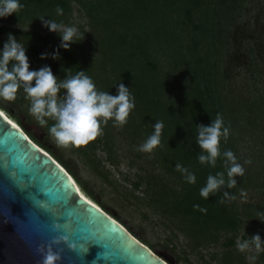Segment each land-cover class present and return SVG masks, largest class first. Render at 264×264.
<instances>
[{
	"label": "trees",
	"instance_id": "trees-1",
	"mask_svg": "<svg viewBox=\"0 0 264 264\" xmlns=\"http://www.w3.org/2000/svg\"><path fill=\"white\" fill-rule=\"evenodd\" d=\"M71 1L83 9L92 31L81 29L77 37L80 40L64 49L59 47L61 37L57 32L40 34L47 30L40 17L53 19L59 24L66 23L63 17L70 11ZM245 1L20 0L23 7L18 12L0 18L4 22L34 24V29L29 31L0 25V34L5 29L19 36L18 41L26 47L30 69L50 65L58 81L84 70L98 90L112 94L117 91L115 84L123 82L129 86L135 107L130 111L127 122L123 126L114 124L112 119L106 124L101 123L103 134L100 137L86 145L75 146L76 151L85 157L90 159L97 144H101L107 160L115 165L119 162L113 134H121L122 142L128 147L132 143L145 142L154 131V123L163 122L161 142L153 149L155 156L152 161L159 162L165 173L157 175L151 170L137 173L138 180L133 185L137 188L144 182L146 188L156 193L163 201L162 211L166 209L170 215L182 217L188 228L180 230L191 236L192 241H198V245L204 240L216 241L222 232L239 227L241 220L234 208H228V204L238 187L250 183L244 172L235 177L236 184L231 188L224 185L217 192L210 193L207 199L200 195L208 175L223 172L227 181L226 158L222 155L225 150H231L237 162L243 165L234 145L240 131L235 128L232 131V128L246 124L250 121L249 116L254 115L258 119L264 109L260 95L243 98V95L237 97L224 91L219 46L223 45V33H227L226 28L229 29L236 10ZM57 7L63 10L62 13L57 12ZM92 32L97 37L95 42L91 41L93 49L86 43ZM6 40L0 37V47ZM56 48H59L58 58H41L42 52L51 53ZM162 58L167 64L163 75L160 73ZM170 76L173 77L169 80ZM217 113L222 115L229 135L227 139L221 138V155L212 166L198 160L202 149L196 143V133L198 124H209ZM16 119L18 124L21 123L20 117ZM256 119L252 124H256ZM53 123L49 119L45 127L49 128ZM27 134L37 140L32 132ZM177 163L195 174V183L184 179L185 174L175 167ZM169 177L174 185L168 181ZM176 184L181 186L176 188ZM82 188L87 191L85 186ZM225 192L230 193V198L224 197ZM201 208L206 211H201ZM229 242L234 243L233 238ZM224 258L230 263L234 260L228 251ZM258 261H264V254L258 255Z\"/></svg>",
	"mask_w": 264,
	"mask_h": 264
},
{
	"label": "rangeland",
	"instance_id": "rangeland-1",
	"mask_svg": "<svg viewBox=\"0 0 264 264\" xmlns=\"http://www.w3.org/2000/svg\"><path fill=\"white\" fill-rule=\"evenodd\" d=\"M70 5V11L63 17L66 23L60 25L73 26L77 32L81 29L92 31L89 18L83 9L75 1H71ZM0 25L4 28H21L24 31L34 29L32 22L19 24L0 21ZM4 30L0 34L3 39L8 38V33L14 34ZM49 31L47 28L40 34L44 35ZM226 32L222 37L223 45L219 46L223 60L221 71L224 73V91L237 97L243 95V98L260 95L264 100V0H246L236 10ZM16 38L19 39V36ZM87 40L89 48H95L91 45V41L97 40L94 32ZM199 53L201 54V51ZM199 53L197 55H200ZM160 63V73L165 74L167 64L163 58ZM253 75H256L255 79ZM172 77L170 76L169 80ZM255 89L258 91L254 92ZM30 103L22 87L17 90L14 100L0 98V108L13 120L17 122L16 117H20L27 124L42 129L43 133H39L40 139L35 141L63 165L83 193L154 252L170 258L171 264H263L264 261H258V255L264 254V251H256L250 236L259 233L264 239V109L258 119L254 115L249 116L250 121L246 124L232 128V131L235 128L241 132H237L239 138L234 145L243 162L244 172L250 179L247 186L237 188L234 198L228 204L229 209H235L241 223L237 229L219 234L216 241L204 240L198 245V241H192L191 236L180 230L183 227L188 228L187 223L182 222V217H174L166 209V212L162 211L163 201H160L156 193L146 188L144 182L137 188L133 185V182L138 180L137 173L144 174L149 170L157 175L165 173L159 162L153 163V150H140L143 141L126 147L121 134L115 133L113 135L119 163L114 165L107 160V153L101 144H97L89 159L76 151L73 145L63 146L55 143L48 128L41 126L30 113ZM255 119L256 124H252ZM30 132L31 129L27 131ZM102 134L101 128L96 138ZM29 137L32 138L31 135ZM168 181L174 185L172 178L169 177ZM82 186H85L87 191ZM180 186L176 184V188ZM230 238H233L234 243L229 242ZM243 240H249L250 247L241 251L238 242ZM226 251L234 258L231 263L224 258Z\"/></svg>",
	"mask_w": 264,
	"mask_h": 264
},
{
	"label": "water",
	"instance_id": "water-1",
	"mask_svg": "<svg viewBox=\"0 0 264 264\" xmlns=\"http://www.w3.org/2000/svg\"><path fill=\"white\" fill-rule=\"evenodd\" d=\"M20 124L0 111V264H39L35 244L61 234L77 247L54 245L63 249L58 264H171L79 193L65 168L25 133L39 140V126Z\"/></svg>",
	"mask_w": 264,
	"mask_h": 264
},
{
	"label": "clouds",
	"instance_id": "clouds-1",
	"mask_svg": "<svg viewBox=\"0 0 264 264\" xmlns=\"http://www.w3.org/2000/svg\"><path fill=\"white\" fill-rule=\"evenodd\" d=\"M22 7L20 0H0V18L16 13ZM62 11L57 7L58 13ZM40 18L50 31L60 35L59 47L68 49L72 42L80 40L77 38L79 34L75 27H62L55 20ZM40 55L41 58L51 56L56 59L60 55L59 48L51 53L42 52ZM115 86L116 94L98 90L92 78L85 74L84 70H79L75 75H68L65 79L58 81L50 65L45 64L39 69H30L26 47L12 33H8L7 40L3 47H0V98L12 101L16 97L17 90L22 87L31 102L29 111L38 123L43 126L48 123L49 119L54 121L48 128V132L59 145H86L101 132V123L106 124L109 119H112L114 124L123 126L127 122L130 111L135 107L134 97L129 91V86L123 82ZM61 89L64 90L62 95L60 94ZM153 128V133L140 145L141 151L151 152L160 144L163 122L156 121ZM228 135L229 128L224 125L220 113H217L216 118L212 119L209 124H198L196 143L202 149L198 155L200 163L215 166L217 157L221 155L219 147L221 138L227 139ZM27 136L29 137L28 134ZM222 155L226 158L228 179L225 180L223 172L208 175L205 186L200 189V195L206 199L210 193L217 192L224 185L229 188L234 186L235 177L244 173L243 166L237 162V157L231 150H225ZM175 167L185 174L184 179L187 182H196L195 174L188 168L179 163ZM224 197L230 198V193L225 192ZM194 207L199 208L200 206L194 205ZM200 210L206 211L203 208ZM53 226L58 229L59 222L54 221ZM250 237L251 244L255 246L256 251H264V239L260 234L255 233ZM62 242L69 249L76 250V243L70 241L69 237L64 234L54 236L46 243H36L34 250L40 257L39 264H58L63 259V249H56L54 245ZM249 247V240L238 242V248L241 251ZM87 251L88 249L85 248L83 253ZM100 255L98 254V258ZM93 264H96L95 260Z\"/></svg>",
	"mask_w": 264,
	"mask_h": 264
},
{
	"label": "bare ground",
	"instance_id": "bare-ground-1",
	"mask_svg": "<svg viewBox=\"0 0 264 264\" xmlns=\"http://www.w3.org/2000/svg\"><path fill=\"white\" fill-rule=\"evenodd\" d=\"M0 111L11 121V122H13L14 124H16V125H18L19 127H20V125L15 121V120H13L11 117H9L4 111H3V109H1L0 108ZM42 150H45V149H43L42 147H40ZM45 152H46V150H45ZM48 153V152H47ZM70 174V173H69ZM70 176H71V178L73 179V181L75 182V184H76V187H77V189H78V191H79V193L83 196V197H85L86 199H88L89 201H91L92 203H94L95 205H97V206H99V207H101L98 203H96L94 200H92L90 197H88L85 193H83L82 191H81V189H80V187H79V185L76 183V181L74 180V178L72 177V175L70 174ZM102 208V207H101ZM136 237V236H135ZM137 238V237H136ZM145 244V243H144ZM146 245V244H145ZM147 247H149L148 245H146ZM150 248V247H149ZM152 250V249H151ZM154 252V251H153ZM170 259V258H169ZM170 261H171V259H170ZM172 262V261H171ZM170 262V263H171Z\"/></svg>",
	"mask_w": 264,
	"mask_h": 264
},
{
	"label": "snow or ice",
	"instance_id": "snow-or-ice-1",
	"mask_svg": "<svg viewBox=\"0 0 264 264\" xmlns=\"http://www.w3.org/2000/svg\"><path fill=\"white\" fill-rule=\"evenodd\" d=\"M37 159H38V157H37ZM40 170L42 171V172H44V171H46V169L41 165V167H40ZM70 202V201H69Z\"/></svg>",
	"mask_w": 264,
	"mask_h": 264
},
{
	"label": "flooded vegetation",
	"instance_id": "flooded-vegetation-1",
	"mask_svg": "<svg viewBox=\"0 0 264 264\" xmlns=\"http://www.w3.org/2000/svg\"><path fill=\"white\" fill-rule=\"evenodd\" d=\"M63 93V92H62ZM20 126H21V124H20ZM22 127V126H21ZM23 129V128H22Z\"/></svg>",
	"mask_w": 264,
	"mask_h": 264
}]
</instances>
